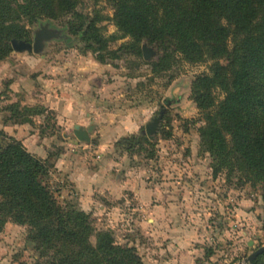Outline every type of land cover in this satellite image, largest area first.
<instances>
[{"label":"rangeland","instance_id":"rangeland-1","mask_svg":"<svg viewBox=\"0 0 264 264\" xmlns=\"http://www.w3.org/2000/svg\"><path fill=\"white\" fill-rule=\"evenodd\" d=\"M77 10L88 16L98 10L103 35L119 34L106 1L80 0ZM69 18L27 25V41L46 22L59 37L40 53L12 50L0 59V130L51 164L54 195L89 214L92 244L108 231L118 245L134 247L145 264H243L264 245L260 188L213 166L199 136L202 120L190 86L208 63L179 61L155 75L149 64L160 53L155 45H147L153 51L148 59L122 47L128 37L108 42V52H94L84 28L70 31ZM12 103L43 111L31 115L32 123H14L8 119ZM161 108L149 139L144 126ZM122 121L132 123L128 130L118 131ZM76 125L87 131V140L74 136ZM132 134L153 144H136L132 151L117 145ZM68 173L91 178L79 187ZM139 185L144 190L136 193ZM26 233V226L5 223L0 264H33L36 253Z\"/></svg>","mask_w":264,"mask_h":264},{"label":"trees","instance_id":"trees-1","mask_svg":"<svg viewBox=\"0 0 264 264\" xmlns=\"http://www.w3.org/2000/svg\"><path fill=\"white\" fill-rule=\"evenodd\" d=\"M79 1L0 0V59L13 50L12 39H28L27 25L69 16L70 31L76 35L84 28L94 52H108V42L123 37L130 41L122 47L136 56L141 57L143 42L155 45L160 53L149 63L155 75L179 61L207 62V72L190 86L202 120L197 131L209 145L213 166L259 186L264 214V0H104L119 32L107 36L98 25L104 16L98 10L84 15L77 10ZM22 108L10 104L8 119L32 123L31 115L43 111ZM142 143L153 141L132 134L117 145L132 151ZM50 167L0 130V231L9 220L26 226L36 253L33 264H145L134 247L118 245L108 231L90 242L89 214L71 200L57 199ZM247 264H264V252Z\"/></svg>","mask_w":264,"mask_h":264},{"label":"water","instance_id":"water-1","mask_svg":"<svg viewBox=\"0 0 264 264\" xmlns=\"http://www.w3.org/2000/svg\"><path fill=\"white\" fill-rule=\"evenodd\" d=\"M59 37V30L50 28L48 23L41 24L38 29L33 32L32 41L27 40H16L12 39L11 45L12 49L15 51H24L31 53H40L45 45V42ZM142 56L144 59H148L153 51L146 44H142ZM165 108H161L158 116L154 117L150 122L146 123L144 126V132L149 139L153 138V134L156 132L158 124L162 118ZM88 130H91L89 126ZM74 136L79 140H87V131L80 129L77 125L73 130ZM264 252V245L254 249L247 257L244 259L243 264L251 262L257 255Z\"/></svg>","mask_w":264,"mask_h":264},{"label":"crops","instance_id":"crops-1","mask_svg":"<svg viewBox=\"0 0 264 264\" xmlns=\"http://www.w3.org/2000/svg\"><path fill=\"white\" fill-rule=\"evenodd\" d=\"M76 113V112H75ZM132 124V123H131ZM131 124L128 122V121H122V125L124 126V127H121V128H119L118 129V131H120V130H122V128H125V130H128L129 129V126H131ZM135 126H136V124H135ZM66 168V166L65 165H61L60 167H59V170L61 169V170H66L65 169ZM69 174V173H68ZM71 174H69V176H66L67 178H69V180H71L70 182H72V184H74L75 186H79L77 183H80V182H85L86 183V185L88 184V182H89V180H90V178H91V176L88 174V173H84V178H83V176H79V175H74V177L73 178H71ZM82 178V179H81ZM79 180V181H78ZM80 187V186H79ZM108 188V187H107ZM109 189V188H108ZM143 190H144V187L143 186H137V188L135 189V191H136V193H138V192H143ZM100 191H102V190H100ZM84 194H88V193H86V190H85V192H84Z\"/></svg>","mask_w":264,"mask_h":264}]
</instances>
